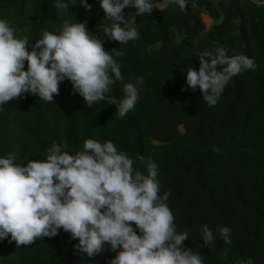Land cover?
Wrapping results in <instances>:
<instances>
[{
	"label": "trees",
	"instance_id": "trees-1",
	"mask_svg": "<svg viewBox=\"0 0 264 264\" xmlns=\"http://www.w3.org/2000/svg\"><path fill=\"white\" fill-rule=\"evenodd\" d=\"M87 3L86 12L79 4L58 8L57 0H0V19L17 36H27L29 45L45 31L59 34L65 23L87 21L105 51L123 53L115 58L123 82L114 80L109 94L117 104L123 83L143 78L136 105L122 118L106 100L89 107L67 79L51 102L24 93L0 107V156L22 165L45 159L54 143L74 155L86 139L111 141L143 174L148 161L157 164L158 195L169 193L165 203L176 231H187L183 244L200 254L202 264L249 258L264 264V0H186L183 11L168 0H153L152 12L139 17L126 8V19L135 18L139 32L127 44L104 37L110 22L99 0ZM217 47L230 57L248 56L255 67L233 77L209 107L198 88L187 86L181 69L198 68L196 53ZM203 225L214 237L208 246L201 239ZM224 226L231 243L218 231ZM77 243L62 229L27 246L9 234L0 240V264H110L116 255L106 244L87 257L76 251Z\"/></svg>",
	"mask_w": 264,
	"mask_h": 264
},
{
	"label": "clouds",
	"instance_id": "clouds-1",
	"mask_svg": "<svg viewBox=\"0 0 264 264\" xmlns=\"http://www.w3.org/2000/svg\"><path fill=\"white\" fill-rule=\"evenodd\" d=\"M168 2L181 11L186 7V0ZM69 4H79L86 12L91 9L87 0H57L55 6ZM99 4L110 22L103 28L104 37L119 44L139 36L135 18L126 19L123 10L134 8L139 17L154 8L153 0H99ZM102 45L103 39L88 30L87 21L65 23L59 34L45 31L29 45L27 36H17L9 22L0 19V107L24 93L51 102L60 82L67 79L87 106L106 100L116 106L118 117H124L136 105L144 81L137 77L135 83H123L117 104L109 94L114 80L123 82L115 59L123 53L117 48L105 51ZM196 57L198 68L181 71L187 86L198 88L209 107L218 103L233 77L255 67L253 59L243 54L230 57L222 47L198 51ZM159 191L157 164L148 161L145 175L111 141L86 139L83 150L74 155L54 143L45 159L22 165L11 156H0V240L10 234L17 245L27 246L62 229L78 239L74 248L87 257L107 244L116 253L110 264H202L200 254L183 244L187 231H176L165 203L169 193L161 197ZM218 231L225 243H231L227 226ZM201 239L206 246L214 240L207 225L202 226Z\"/></svg>",
	"mask_w": 264,
	"mask_h": 264
},
{
	"label": "rangeland",
	"instance_id": "rangeland-1",
	"mask_svg": "<svg viewBox=\"0 0 264 264\" xmlns=\"http://www.w3.org/2000/svg\"><path fill=\"white\" fill-rule=\"evenodd\" d=\"M164 6H165V4H159L160 8H162ZM204 20H205L208 27H210L212 25V21L207 16H204Z\"/></svg>",
	"mask_w": 264,
	"mask_h": 264
}]
</instances>
